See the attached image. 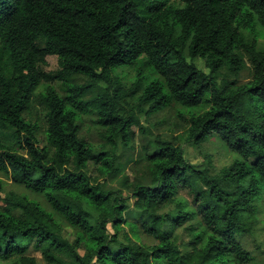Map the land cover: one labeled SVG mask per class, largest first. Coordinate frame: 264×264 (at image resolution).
I'll return each mask as SVG.
<instances>
[{"label": "trees", "instance_id": "16d2710c", "mask_svg": "<svg viewBox=\"0 0 264 264\" xmlns=\"http://www.w3.org/2000/svg\"><path fill=\"white\" fill-rule=\"evenodd\" d=\"M259 36L264 0H0V174L52 209L5 193L0 179V261L38 264L36 252L47 264H253L241 237L257 224L264 189ZM48 57L56 71L46 70ZM246 59L252 79L241 84ZM125 68L138 72L130 86ZM36 99L43 135L25 117ZM171 105L190 113L189 143L217 135L233 163L212 174L210 162L193 164L181 146L157 139L146 173L123 184L131 197L108 188L121 170L117 151L140 126L136 113ZM88 115L103 150L80 135Z\"/></svg>", "mask_w": 264, "mask_h": 264}, {"label": "rangeland", "instance_id": "374dc122", "mask_svg": "<svg viewBox=\"0 0 264 264\" xmlns=\"http://www.w3.org/2000/svg\"><path fill=\"white\" fill-rule=\"evenodd\" d=\"M257 31L260 29L257 27ZM249 39L253 38V35L246 33ZM258 47L264 49V37L259 36ZM246 68L240 73L238 81L241 84H245L252 79V68L248 59H246ZM48 65L46 67L47 71H56L58 69V59L57 57H48ZM197 65L205 69L204 62L202 60H196ZM120 76L123 79L124 84H129L130 86L135 81L138 74L137 70L134 68H125L119 70ZM228 73L223 70L220 73V80L227 77ZM78 83H85L86 78L77 77ZM61 91V87H57ZM44 91V86H42L38 93ZM64 94V92H62ZM91 94L90 96L94 95ZM89 96V97H90ZM138 99H133L130 105H126L127 110H135V106L138 105ZM149 107H146L147 111ZM136 118L140 122V126L135 128V137L131 141L128 148L124 149L122 147L117 151V155L120 160V173L116 180L107 182L108 188L121 189L124 190V196L131 197V189L123 187V184L127 180L129 184L135 185L139 181V178L146 173L144 168V157L146 151L152 150L154 141L157 139L170 141L171 143L181 146L186 154V158L193 164L198 166H206L211 164L212 174H217L220 170L225 167L230 166L236 159V155L230 152L223 141L217 135H210L208 141L200 145H192L188 142L187 131L190 127V113L179 105L168 106L158 112L150 113L149 115L144 112H137ZM27 120L37 123L40 126V134H44L46 128V123L44 119V108L39 103V100L33 103V106L25 115ZM96 115L83 116L79 122L80 125V135L83 139L91 143L96 150H103V138L101 136L102 130L96 126ZM9 134L12 131H3L1 133ZM0 179L5 183V193H16L17 195H26L29 199L35 200L40 203L48 211H52L50 205L46 202L44 197L35 195L27 191L24 187L14 184L12 181L8 180L5 176L0 174ZM99 182H103L102 178H98ZM2 197L5 196L4 193H0ZM133 200H131L132 202ZM131 206L132 204L129 203ZM258 206L257 224L254 226V230L251 234L244 235L241 237L244 247L249 250L255 260L253 264H264V189L260 192V198L256 202ZM132 214V212H131ZM60 224L63 227V237L69 240L71 243L76 239V233L74 228L69 226L66 222L59 219ZM31 256L35 257L38 264H47L40 253L32 252ZM0 264H19L18 260H8L0 261Z\"/></svg>", "mask_w": 264, "mask_h": 264}]
</instances>
